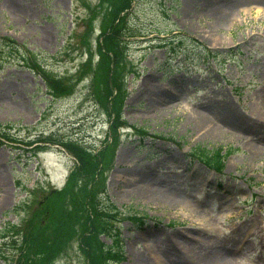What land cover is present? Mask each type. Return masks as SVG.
<instances>
[{"label":"rangeland","instance_id":"1","mask_svg":"<svg viewBox=\"0 0 264 264\" xmlns=\"http://www.w3.org/2000/svg\"><path fill=\"white\" fill-rule=\"evenodd\" d=\"M110 1L0 0V37L43 53L39 63L70 88L63 96L49 95L41 76L25 67L22 55L14 54L0 70V125L11 127L24 140L39 135L75 139L97 151L114 142L116 153L103 177L111 201L104 198L120 212L112 225L121 234L118 243L124 258L115 264H133L136 253L150 261L164 259L168 253L162 248L167 247L170 259L180 264H218L211 260L214 249L229 237H237L233 264H264V152L255 158L247 144V139L264 138V0H228L235 6L227 14L221 0H136L128 16L127 30L135 37L128 40L127 60L134 62L138 74L122 89L123 118L134 128L117 134L111 126L115 111L97 105L96 84L100 93L103 86L93 82L92 74ZM181 34L197 38L220 60L196 52L178 58L169 45L159 46L160 40ZM89 54L93 64H83ZM79 74L85 76L82 81ZM156 92L167 98L165 102L152 101ZM224 103L244 124L240 132L222 126L204 110ZM192 112L205 114L230 134L216 138L205 125L190 122ZM202 152L220 155L223 171L204 165L198 159ZM28 157L19 147L0 148V178L5 177L0 181V241L15 234L21 244L24 234L35 232L34 225L38 231L53 219L56 227L63 218L62 191L75 168L74 157L53 144L37 160ZM124 169L163 177L179 192L171 197L180 204L161 205L135 195L130 176L116 179ZM100 187L96 181L87 191ZM159 188L163 196L169 194L166 187ZM131 215L149 219L143 225L129 219ZM54 225L45 234L54 236ZM81 239L83 248L91 249L90 238ZM102 242L113 246L111 238ZM182 243L186 252L181 256ZM81 248L80 235L75 236L47 264H96L97 246L88 257ZM163 263L169 264L166 259Z\"/></svg>","mask_w":264,"mask_h":264},{"label":"trees","instance_id":"2","mask_svg":"<svg viewBox=\"0 0 264 264\" xmlns=\"http://www.w3.org/2000/svg\"><path fill=\"white\" fill-rule=\"evenodd\" d=\"M136 0H111L112 4H108L106 11L103 13L104 24L102 23V41L98 43V53L100 52V59L96 68L92 69V74H94L93 82H100L103 86V91L100 93V85L97 83L95 90L98 91L97 101L100 105L106 107V102L108 97H110L108 92V72L110 71L112 65L116 66V69L121 72L125 70L128 66H131L127 62L125 57L126 48L122 44L124 41V34L121 33L126 28V21L131 11V6ZM103 6V5H101ZM127 11V12H126ZM126 12L124 16H120L121 13ZM130 35H134L129 33ZM0 44L4 48L0 51V70L4 69V63L11 62V59L14 58V54L22 55L23 62L26 65L37 70L41 76L46 80L47 87L50 90L52 96H63L66 92H70V88L64 85L62 79L55 76L51 72L45 70L43 66L36 63L37 55L33 52H30L17 44L15 40H11L8 37L1 38ZM197 49L200 48L198 44L195 46ZM205 51V50H204ZM17 56V55H16ZM90 64V62L88 63ZM132 69V68H130ZM82 75L79 74L78 81L82 79ZM94 84V85H95ZM122 98H117V103H119ZM121 103H119L120 105ZM117 111H120V108H116ZM117 114V113H116ZM51 138L47 140L50 141ZM0 140H8L10 142H18L19 139L15 138L8 129L0 127ZM21 142V140L19 141ZM31 143V142H29ZM68 150H70L77 159L79 160L78 167L75 168L68 179V184L64 192L63 202L66 203V206H63L61 214L62 220L55 227L52 224L53 219L50 224H45L43 229H37V225H34L32 230L35 232H29L24 234V238L21 244H18L16 239H13L12 242H0V254H5L3 258H10V255L7 254V248H12L13 256L17 253V262L18 264H47L55 258V255L60 253L64 247L65 243L75 236L84 235L86 231H89L92 227L94 231L88 236L93 242L97 241L99 232L103 233L105 225L101 221L105 220V217L108 216L105 212L102 211V208L95 202V192L94 189L89 192L87 191V186L93 184L97 181L98 173L100 167L104 164L103 169L105 168L106 163L103 160L101 163L99 157L105 159L113 153L114 149L110 143H107L98 156L95 153V150L85 147L76 141H63L62 142ZM2 143L0 142V145ZM206 159L210 162H215L218 166L221 165V158L214 155H206ZM89 178V182H86V179ZM86 182V183H85ZM77 185V189L74 190V186ZM85 183V184H84ZM89 198V199H88ZM87 199L90 202V207L87 209ZM101 212V213H100ZM100 214V215H99ZM54 225V236L45 234L46 231L52 228ZM29 235V236H28ZM4 237V236H1ZM54 237V238H52ZM96 238V239H95ZM68 247V246H66ZM9 250V249H8ZM18 251V252H17ZM99 257H98V255ZM96 255L98 261L96 264H106L105 255H100V251L97 250Z\"/></svg>","mask_w":264,"mask_h":264},{"label":"bare ground","instance_id":"3","mask_svg":"<svg viewBox=\"0 0 264 264\" xmlns=\"http://www.w3.org/2000/svg\"><path fill=\"white\" fill-rule=\"evenodd\" d=\"M224 1H225V5H223L222 12L223 14L225 13L227 14V12H230L231 6H235V4H233L231 1L227 3L228 0H221V3H223ZM156 94L158 96L152 99L153 102L156 101L157 103L159 102L163 103L167 99L166 97L163 98L162 96H160V93L158 92H156ZM168 99H170V97ZM204 110L207 113L212 114L213 117H215V119L218 122H221L222 126L229 128V129L232 128L235 133L243 130L244 124L242 122H239L234 117L235 111L232 110L231 107L229 110L228 104L224 103V106L220 108L218 107V109L208 107V108H204ZM190 122L195 123L196 126H198L199 124L205 125L206 128L209 131H211V133H213L214 136L218 139L223 137V135L230 134V132L224 128H221V127L217 128L214 125V123L209 119L207 120V118L205 117V114L203 115L201 112H197V113L192 112V117L190 119ZM237 136L238 135L235 134L236 138ZM235 137L233 136L232 140H236ZM238 139H240V136H238ZM247 144L251 145L249 152H251V155L255 156V158L263 154L264 138L262 139L257 138L256 141L254 140V138H252V140L247 141ZM145 173L146 172L143 169H141L139 172H131L130 170L124 169L118 172L116 179H121L123 177L130 176L129 181L131 180L132 182L131 186L133 185L132 189H133L134 194L142 195L143 197L145 196L146 197L145 199H149L161 205H170V204L179 205L180 204L175 198L171 197L172 195H179V192H177L176 190L174 191L173 188H171L166 183H164V182H167L166 179H164L163 177H158V179H153V178L148 177V175L146 176ZM4 179L5 177L3 176L0 178V181H3ZM137 179H138V183L134 184V182H136ZM139 183L141 184L147 183V187H145V185H138ZM142 186H144L145 189H142ZM159 187H166V189L169 191V194H165L166 196L165 195L163 196L162 194H160ZM236 239L237 237L235 238L229 237L227 238V240H224L223 242L224 244H222L220 248L215 247L214 254L211 258L212 262L216 260L218 264H233L234 259L231 255L233 252L232 245L234 244ZM162 249L165 250L164 252L168 253V255L164 256V259L151 257V261H150V258L148 257L146 258L141 253L140 254L136 253L132 259L133 264H168V263H163V260L165 259L167 262H169V264H180L179 262H177V259L175 261L170 259L169 255L171 254V251H169L168 247L167 249L166 248H162ZM182 250L184 252H182L181 256L184 255L186 252L185 246L183 243H182Z\"/></svg>","mask_w":264,"mask_h":264}]
</instances>
